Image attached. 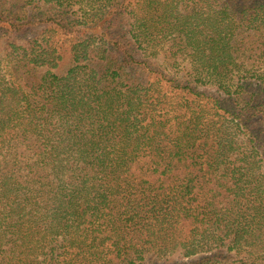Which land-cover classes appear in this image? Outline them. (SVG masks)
Wrapping results in <instances>:
<instances>
[{"label": "trees", "instance_id": "16d2710c", "mask_svg": "<svg viewBox=\"0 0 264 264\" xmlns=\"http://www.w3.org/2000/svg\"><path fill=\"white\" fill-rule=\"evenodd\" d=\"M0 264H264V0H0Z\"/></svg>", "mask_w": 264, "mask_h": 264}]
</instances>
